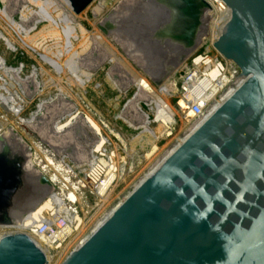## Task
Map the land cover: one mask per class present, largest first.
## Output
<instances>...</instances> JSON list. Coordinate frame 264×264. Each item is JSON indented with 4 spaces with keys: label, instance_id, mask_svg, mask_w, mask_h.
I'll list each match as a JSON object with an SVG mask.
<instances>
[{
    "label": "water",
    "instance_id": "95a60500",
    "mask_svg": "<svg viewBox=\"0 0 264 264\" xmlns=\"http://www.w3.org/2000/svg\"><path fill=\"white\" fill-rule=\"evenodd\" d=\"M67 1L80 14L95 0ZM221 1L231 16L214 47L244 82L63 264H264V0ZM159 2L173 10V30L195 28L209 8L205 0ZM27 163L0 136V227L37 206L21 209ZM0 264H47V256L16 232L0 238Z\"/></svg>",
    "mask_w": 264,
    "mask_h": 264
},
{
    "label": "rangeland",
    "instance_id": "374dc122",
    "mask_svg": "<svg viewBox=\"0 0 264 264\" xmlns=\"http://www.w3.org/2000/svg\"><path fill=\"white\" fill-rule=\"evenodd\" d=\"M102 1L103 11L97 16L94 9ZM149 1L95 0L80 14L71 10L74 23L86 31L84 37L78 28L75 31L76 36L80 37L74 42L75 50L80 53V70L90 77L85 85L79 86L69 80V75H59L38 54L22 46L21 39L27 43L34 37L38 41L44 40L39 35L47 23L41 22L31 31L33 16L29 15L23 20L21 15L23 5L36 7L25 0H0V32L8 36L17 48L12 51L0 40V54L8 68L20 69L19 76H14L15 88L11 90L18 89V93L23 95L19 116L9 113L5 102L4 105L0 103V136L7 137L11 145L28 156L26 169L31 189L21 209L38 207L47 199L51 186L62 189L59 182L64 181L65 173L70 168L83 178L93 157L98 156L96 149L100 143L99 135L86 121L87 116L101 128L105 148L115 153L118 167L116 181L107 193L101 211H97L96 198L87 192V198L80 203V207L91 218L88 225L72 234L62 249L50 252L47 264H63L79 248V242L95 230L96 224L113 212L193 128L194 118L182 116L175 101L166 97L163 98L175 111V119L169 127L161 126L162 123L155 119L154 105L149 104V93L145 86L142 85L140 89L135 84L136 76L141 77L158 90L195 48L193 46L184 54L178 48L177 53L172 54V51H176L174 46L152 38L156 25L164 22L160 16L164 9L163 14L166 13V8L161 6L159 0ZM4 10L14 20V25L3 14ZM207 10H203L196 44L207 26L212 25L210 18L213 12L209 11L208 14ZM101 34L104 44L95 37ZM86 38L90 45L82 50ZM54 42L50 37L44 41L45 46L55 51ZM34 47L44 53L41 48ZM67 58L69 54L63 57V61ZM11 73L14 74V71ZM0 74H3L1 70ZM6 78L9 79V76L6 75ZM137 103L149 114V126L157 133L155 138L143 133V120L136 110ZM40 104L43 107L35 122L30 125L19 121V118L30 119L39 110ZM74 113L77 115L74 123L57 133L54 128L56 123L66 122ZM40 162L47 165L45 172L41 170ZM43 176L50 181V186L42 182Z\"/></svg>",
    "mask_w": 264,
    "mask_h": 264
},
{
    "label": "built area",
    "instance_id": "2783aa9c",
    "mask_svg": "<svg viewBox=\"0 0 264 264\" xmlns=\"http://www.w3.org/2000/svg\"><path fill=\"white\" fill-rule=\"evenodd\" d=\"M225 7L227 13L224 14L223 20L226 22L223 25L220 24V28L208 25L204 35L195 45L194 51L184 59L180 68L167 80L169 84H172L168 90V98L175 101V106L182 116L194 118V129L208 119L245 80L239 67L231 60L226 59L214 47V43L222 34L223 27L231 16L229 8L226 5ZM207 11L212 12L210 9ZM214 72L216 75L212 77L211 74ZM208 84L213 92L210 87L206 88ZM105 145L106 141L101 150L97 152L98 156L95 157V161L93 157L83 178L78 177L74 172L70 175L77 187L67 180L62 189L56 188L55 185L51 186L47 197L48 199L52 191L61 192L63 195L72 191L77 196L76 200L70 199L69 195L63 196L59 202L54 204V208L45 209L42 212L41 219L26 222V219L32 217L30 211L15 224L1 226L0 238L7 234L24 232L31 236L43 250L44 248L39 242L48 248V253L44 250L47 260L50 252L62 249L71 235L82 231L91 219L88 218L87 213H83L80 207V203L87 198V192L96 198L98 201L96 203L97 211H101L107 193L116 181L118 167L115 163V153L108 152ZM95 162L99 167V163L104 162V166H101L100 169V177L97 179H94L91 172V166ZM59 183L61 184V182Z\"/></svg>",
    "mask_w": 264,
    "mask_h": 264
},
{
    "label": "bare ground",
    "instance_id": "6f19581e",
    "mask_svg": "<svg viewBox=\"0 0 264 264\" xmlns=\"http://www.w3.org/2000/svg\"><path fill=\"white\" fill-rule=\"evenodd\" d=\"M142 1H146V0H142ZM205 1L209 4V8H207V9L212 10V12L214 14V15L211 14L212 17L210 18L211 19V23H212V27L220 28V26L223 25L226 22V21L224 22L223 17H224V14L227 13V11H226L227 8L225 7V5L222 3L221 0H205ZM25 2L26 3H31V4H33L36 7L34 9V8H31L30 6H27L26 4L22 6L21 15H22L23 20H26V18H28L29 15L33 16V21H32L33 26H32V28L30 30L31 31L34 30L36 28V26L39 23H41V22H46L47 24L45 25L43 30L40 31L41 32L40 35L38 34L41 38L44 39L43 41H38V40L34 39L35 38L34 37L33 39L30 38L28 43H27L26 41L21 39L22 46L24 48H26L27 50L33 51L34 53L38 54L40 59L43 62H45L46 65L49 64L59 75H69L70 76L69 80L72 83L77 84L79 86L85 85V83L89 80L90 77H89V75L85 74L84 72H82L80 70V66H79V54L80 53H79L78 50H75L76 48L74 47V42L79 37V36H76L77 33L75 34L76 28H78L80 33L83 34L82 35L83 37L85 36L84 33L86 31H85V29L82 28L81 25L74 23V21L72 19V17H73L72 15H73L74 12L73 13L71 12L72 8H71L69 2L67 0H44V1H41V0H25ZM103 5H104V1H102L100 3V5H98L94 9V14L95 15L98 16V14L101 11H103L102 10L103 9ZM2 12L6 16V18L9 19L10 23L14 25L15 24L14 20L12 18H10L9 15H7V12L5 10L2 11ZM208 14H210V12ZM18 26H19V24H17V27ZM46 36L50 37L52 40L55 41L54 42L55 45L53 44L54 48H55V51L51 50V47L45 46L44 41H46V38H47ZM95 37L99 40V42L104 44V38H103L102 34L101 35H97ZM0 40L4 41L6 43V45L12 51H15L17 49L16 48V44L8 36H6L2 32H0ZM85 40L86 41L82 44V47H83L82 50H85L90 45L89 41H87L88 39L86 38ZM34 46H37V47L41 48L42 50H44V53L39 51ZM66 54H69V58H67L66 60L63 61V57ZM0 70L4 74V75L0 74V103L3 104L5 102L6 103V107L8 109V112L13 114V115H15V116H19L21 111H22V109H21L22 105L21 104H22V101H23L22 100V96L23 95L21 96L18 93V91H17L18 89L15 90V91H12L11 88H15L14 87L15 86V82L14 81L16 79H15L14 76H19L20 69L8 68V66L6 64V61H5V58L2 56V54H0ZM33 70H35V68ZM13 71H14V74L11 73ZM6 75L9 76V79L6 78ZM34 75H36V71H34ZM211 75H212V77H215L216 73L214 72ZM16 82L19 83L18 81H16ZM135 84L140 89H141L142 85L145 86V89L149 93V98H150L149 104L151 106L154 105V107H152V109L153 108L155 109V114L156 115L155 114L154 115L156 116V118H155L156 121H159L160 123H162L161 126L165 125L166 127H169L174 122L175 111L172 109L171 106L167 105V101L164 98L165 97L168 98V95H167L168 94V90L170 89V86L172 84H169L167 82V80H166V81H164L162 83L160 88L158 90H156L154 87H152L151 84L146 83L143 78L137 77V76H136ZM18 85H21V84L19 83ZM208 87H210L209 84L207 85L206 88H208ZM206 88H204V89H206ZM211 91L213 92L212 88H211ZM169 105H171V104L169 103ZM42 107H43V104H40L39 110L37 112L35 111L36 113L33 114L30 117V119L26 120V119H23V118H19V121L31 125L37 119L38 115L41 112ZM136 107H137L136 108L137 112L139 113V115L141 116V118L143 120L142 121L143 122L142 123L143 133H147V134H149V135H151L152 137L155 138L157 136V133L153 129H151L150 126H149L150 122H151L150 118H149V114L142 109V107L140 106L139 103L136 104ZM76 116L77 115L74 113V114H72V116H70V118L67 119L66 122H64V123H56V125L54 127L55 131L57 133H61V132L65 131L68 127H70L74 123V120H75ZM86 121H87V123L90 124L92 129L100 137V141H99L100 143H99V145L97 146V149H96V151L99 152L101 150L102 145L105 143V138L102 136L101 128L99 127V125L92 118H90L88 116L86 117ZM194 130L195 129L192 128L188 132L189 133L188 135L185 134L186 136L181 140V142H179L173 148V151ZM164 132H165V130H164ZM95 157L96 156H94V161H95ZM103 163L102 162L99 163L100 167L96 165L97 164L96 162L91 166V168H92L91 172H92V176L94 177V179H97L98 177H100V174H101V170L100 169H101V166H104ZM159 165H157L154 168V170L157 169V167ZM39 166H40V168H41V170L43 172H45L47 170V165L46 166L42 165V163L40 162ZM27 167H28V165H27ZM154 170H152V172ZM42 171H40V173H43ZM151 173H149V174H151ZM72 174H74V173H73V170L70 168V170L67 172V174H65L66 178H64L63 179L64 181L61 182L62 186H63V184L65 185V182H67V180H70L72 182L73 186L77 187V185L74 184L73 181L71 180V176L70 175H72ZM53 178L56 179V176L53 175ZM55 181H59V180H55ZM55 194H58V195L56 196ZM63 196H68L72 200H76L77 199V196L72 191L69 192L66 195L65 194L64 195L61 194V192L57 193L56 191H52L51 194H50V197L48 199L44 200L41 204L39 203L40 205L38 207L36 206L35 207L36 209L34 208L35 210L34 209L31 210L30 213L32 214V217L30 219H26L25 221L26 222L33 221V220L37 221V220L41 219V216L43 214L42 212L45 209L54 208V204L56 202H59L62 199ZM112 213L113 212H111V214ZM111 214H109V216ZM109 216H107V218ZM105 220L106 219H103L102 221H99V223L96 224L97 227L95 228V230H93V232L90 235H87V237H84V239H82L79 242L78 246L80 247L82 244H84V242L102 225V223ZM17 221H20V218L17 219L16 222ZM39 244L42 245L44 250L48 253V248L46 246H44L43 244H41L40 242H39ZM75 250H77V248Z\"/></svg>",
    "mask_w": 264,
    "mask_h": 264
},
{
    "label": "flooded vegetation",
    "instance_id": "af4514ba",
    "mask_svg": "<svg viewBox=\"0 0 264 264\" xmlns=\"http://www.w3.org/2000/svg\"><path fill=\"white\" fill-rule=\"evenodd\" d=\"M156 1V0H155ZM172 1V0H168ZM166 8V13L165 9L161 12V21H164L162 24H157L156 27L154 28L153 36L152 38L162 44H167L168 46H174L176 51H172L173 53H177L178 48L182 51L181 54L186 53L188 50H191L193 46H195L198 34L201 29V23H202V18H203V12L200 15V24L197 25L195 28L192 29V27L187 26L186 28H182L180 30H173L172 25H173V17L174 13L173 10L170 8ZM167 20V21H165ZM178 37V38H175ZM189 43H192L190 46Z\"/></svg>",
    "mask_w": 264,
    "mask_h": 264
}]
</instances>
